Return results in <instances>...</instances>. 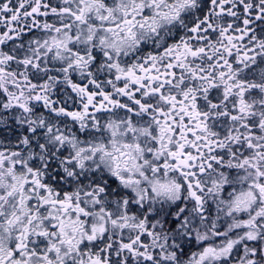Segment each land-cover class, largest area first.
I'll return each instance as SVG.
<instances>
[{"label":"snow or ice","instance_id":"1","mask_svg":"<svg viewBox=\"0 0 264 264\" xmlns=\"http://www.w3.org/2000/svg\"><path fill=\"white\" fill-rule=\"evenodd\" d=\"M0 264H264V0H0Z\"/></svg>","mask_w":264,"mask_h":264}]
</instances>
